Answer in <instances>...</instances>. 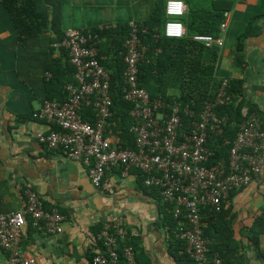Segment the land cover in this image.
<instances>
[{"label":"crops","instance_id":"0c3cea01","mask_svg":"<svg viewBox=\"0 0 264 264\" xmlns=\"http://www.w3.org/2000/svg\"><path fill=\"white\" fill-rule=\"evenodd\" d=\"M168 1L41 0L43 6L30 10L24 7L31 3L27 0L22 2L23 8L16 4L25 25L16 24L0 3V213L22 211L26 191L31 188L41 195L46 209L55 208L65 216L63 231L56 235L47 234L43 224L35 227L27 219L21 243L28 253L39 257L40 264H93L100 231L106 223L120 218L135 245L139 264H177L161 228L156 194L139 184L135 171L124 178L118 168L109 171L104 183L113 193H103L92 185L82 163L39 143L37 134H48L54 128L33 118L48 97L55 101L68 98L60 83L47 91L52 77L46 72L48 67L66 69L71 64L69 54L62 52L64 48L54 47L59 43L58 35L70 29L112 30L113 36L99 37V49L104 60L114 65L115 51L124 38L119 25L147 21ZM181 1L188 8L186 18L195 10L210 13L229 9L225 12L230 13L228 28L224 32L220 28L223 46L197 55L202 67L214 66L217 83L241 81L244 108L254 110L264 120V0ZM188 68L193 69L191 65ZM73 77L66 74L61 82ZM176 89L179 86L172 93L178 94ZM226 207L231 210L233 239L240 246L238 263L264 264V172L259 182L239 190ZM0 264H12L1 247Z\"/></svg>","mask_w":264,"mask_h":264},{"label":"built area","instance_id":"2783aa9c","mask_svg":"<svg viewBox=\"0 0 264 264\" xmlns=\"http://www.w3.org/2000/svg\"><path fill=\"white\" fill-rule=\"evenodd\" d=\"M188 12L181 0H169L165 36L183 39L188 30L182 19ZM230 13L224 14L221 31L228 28ZM129 35L123 47V98L132 104L130 133L136 149H120L106 136L114 119L111 76L98 57L99 35L92 31L70 29L65 38L54 45L69 52L75 69V83L67 86L68 99L47 100L34 112L33 118L53 126L48 134L39 133V143L53 151L82 163L92 185L112 194L104 179L118 168L121 176L132 171L143 176V186L156 188L163 201L171 207L177 220L176 237L184 242L193 264H226L217 255L209 258L208 243L203 233V212L220 213L230 204L231 194L261 180L264 172V120L261 115L243 108L244 120L228 150L227 159L211 163L215 152L209 140L222 138L225 119L216 114L219 106L233 103L235 96L227 92L224 80L215 99L206 101L201 109L195 102H167L152 99L140 86L139 25L129 24ZM193 41L206 48L222 47V38L197 34ZM51 77V75H49ZM31 219L33 226H45L47 234L63 231L65 216L57 209H46L41 195L29 188L25 208L14 213H0V247L12 264H40L38 256L28 253L21 243L22 233ZM169 239L168 228L164 229ZM124 219L106 223L98 235V250L93 264H139L136 249ZM128 241V242H127ZM124 244L122 254L121 244Z\"/></svg>","mask_w":264,"mask_h":264},{"label":"trees","instance_id":"16d2710c","mask_svg":"<svg viewBox=\"0 0 264 264\" xmlns=\"http://www.w3.org/2000/svg\"><path fill=\"white\" fill-rule=\"evenodd\" d=\"M27 0H0V3L13 18L16 24L25 25L24 19L19 17L16 4L20 3L23 8L22 2ZM31 3L28 6L30 10L40 5L41 0H28ZM225 11H219L216 9L213 12H198L192 11L188 17L182 19L185 22L188 36L183 39H171L165 36V24L169 20L166 14V5L164 8H160L150 15L147 21L136 22L139 25L140 33V50H145L139 60V81L140 86L146 88L152 99L161 98L167 102H173L175 100H181L183 102L191 103L195 102L198 109L203 107L204 102L211 101L216 98L220 92L221 83L216 82L214 66L208 64L207 66H201L200 58L197 54L206 48L203 44H199L193 41L192 37L197 34L211 35L215 38H219L220 27L224 21ZM47 13V8H44ZM44 18V17H43ZM46 18L44 19L45 22ZM43 22V23H44ZM162 23L164 24V31L162 32ZM127 25L119 28H123V40L120 43L119 48L115 51L114 59L115 64L110 65L108 60H104L103 56L99 53V61L102 66L109 70L111 76V95L113 98V111L114 119L110 121V126L107 128L106 136L111 140L116 141V146L120 149H136V141L133 134L130 133V127L133 123L130 117L132 104L126 102L123 98V75H124V41L129 35V27ZM84 31V30H83ZM86 31V30H85ZM92 32L97 33L99 37L108 38L114 35L112 30H99L97 27H93ZM66 34V33H65ZM65 34L58 35L59 42L65 38ZM175 42V44H173ZM119 43V42H117ZM239 47H241L239 45ZM238 47V48H239ZM199 50V53L197 52ZM62 52L66 55L68 51L62 49ZM121 52V53H120ZM121 54V58H119ZM70 61V58H69ZM71 63V62H70ZM186 64L189 69L184 67ZM60 71H62L60 73ZM52 74L49 78L47 91L53 90L55 83L62 84L66 90L67 85L75 83V77L73 80L62 83V77L66 74L72 77L75 76V69L72 64L67 65V68H56L49 66L47 71ZM162 79V81H159ZM157 82V83H155ZM229 86L227 92L233 94L235 99L232 104L227 106H219L216 109V114L219 118L225 119L226 123L225 134L222 138H213L209 140L210 148L215 152L212 157L211 163H216L221 159H227L228 150L231 148L233 141L236 138L237 133L240 130V126L244 120L242 110L244 108V97L241 92V81H228ZM155 83V84H154ZM179 86V93H172V89ZM167 90L163 92V88ZM160 91V92H159ZM180 94V95H179ZM68 99V98H67ZM66 99V100H67ZM52 100L53 98H47ZM45 100V101H47ZM66 100H61L62 102ZM55 101V100H54ZM250 111H254L250 109ZM113 142V141H112ZM134 171H132L133 173ZM139 184L143 185V176L139 177ZM147 188V187H146ZM148 189V188H147ZM156 194L158 203L160 204L161 215V228H168L169 234V249L170 254L173 256L177 264H193V259L189 256L185 244L179 238L176 237L178 231L177 220L174 218L171 207L163 201L161 192L156 188H149ZM242 190V189H241ZM238 191L231 194L230 201L236 195ZM226 207L220 213H205L203 212V233L204 237L209 241L208 256L210 259L214 255H217L226 264H239L237 253L240 246L236 244L233 239V232L230 222L231 210ZM128 242V241H127ZM124 244H121L120 253L122 254ZM123 264V261L120 263Z\"/></svg>","mask_w":264,"mask_h":264},{"label":"rangeland","instance_id":"374dc122","mask_svg":"<svg viewBox=\"0 0 264 264\" xmlns=\"http://www.w3.org/2000/svg\"><path fill=\"white\" fill-rule=\"evenodd\" d=\"M84 15H85L86 17H88V18H93V15H88V14H84ZM163 25H164V24L162 23V29H161L162 32L164 31V26H163ZM165 90H167L166 87L163 88V92H164ZM172 90H174V89H172ZM159 92H160V91H159ZM179 95H180V94H179ZM154 201H155V202H158V199H155Z\"/></svg>","mask_w":264,"mask_h":264}]
</instances>
